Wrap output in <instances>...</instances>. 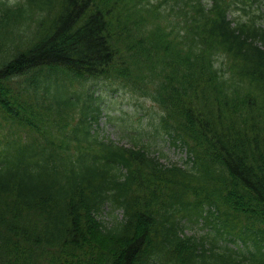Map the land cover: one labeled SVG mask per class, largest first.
<instances>
[{"label":"trees","instance_id":"1","mask_svg":"<svg viewBox=\"0 0 264 264\" xmlns=\"http://www.w3.org/2000/svg\"><path fill=\"white\" fill-rule=\"evenodd\" d=\"M97 81L183 164L100 139ZM0 264H264V0H0Z\"/></svg>","mask_w":264,"mask_h":264},{"label":"rangeland","instance_id":"2","mask_svg":"<svg viewBox=\"0 0 264 264\" xmlns=\"http://www.w3.org/2000/svg\"><path fill=\"white\" fill-rule=\"evenodd\" d=\"M6 1L12 4L17 0ZM89 86L96 98L93 105L100 106L101 110L98 121L92 124L93 132L98 134L100 139L131 145L133 140L131 136L141 134L143 143L148 144L151 151L164 154L160 160L162 163L183 164L187 159L183 150L174 147L169 139H165L164 135L156 131L157 118L162 112L150 97L133 94L116 82L97 81L89 83ZM100 216L110 223L113 216L121 219L122 211H113L110 205H107ZM185 223L188 225L185 233L189 235H201L208 230L188 221Z\"/></svg>","mask_w":264,"mask_h":264}]
</instances>
